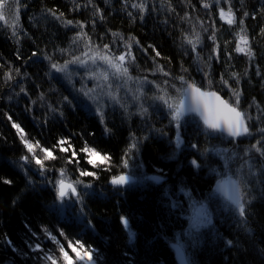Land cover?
<instances>
[{
  "label": "trees",
  "instance_id": "1",
  "mask_svg": "<svg viewBox=\"0 0 264 264\" xmlns=\"http://www.w3.org/2000/svg\"><path fill=\"white\" fill-rule=\"evenodd\" d=\"M85 2L86 0H76V3L81 5ZM128 2L130 5L139 0H128ZM145 2L150 5L154 2L157 12L152 13L150 10L145 13V20L141 22L137 10L131 7L122 10L123 0H110L108 5L104 3V0H93L105 17L104 22L98 20L96 33H104V42L111 41L110 33L107 31L111 29L123 33L125 38L138 39L144 47L154 45L161 52L157 62L164 65L165 71L171 72L173 76L180 75V65L183 62V66L188 68L191 74L186 78L194 77L199 82L200 76L193 70V54L189 53L185 56L183 51L187 50L188 46L181 48L182 32L187 31L189 26L187 22H181L179 17L183 16L185 11L189 12L193 23L197 24L196 30L201 31L197 18L203 20L207 26L210 23L209 15L203 10L198 0H191V3L195 5L194 8L183 5L182 0H145ZM162 2L165 4L163 9L160 8ZM169 3L175 12L166 11ZM21 4H26L27 7H21L19 12L17 36L12 35L10 26L0 21V264H34V253L28 245L42 241V248L49 249L44 244L48 242L43 235L45 227L51 230L53 235H57V232L62 229L64 235H57L61 240L66 239V242H68L67 239L80 240L86 246L98 249L103 259L96 260V264H123L124 253L128 252L129 256L133 254L129 252V249H133L137 258L147 261L148 264H180L176 259L172 241L188 223L190 207L188 199L179 191L182 186L191 191L197 201L211 195L209 211L212 212V221L215 225V228L209 225L199 229L197 243L188 249L189 264H260L257 249H264V243L258 242L261 234H264V202L259 199L258 194L253 193L257 198L252 200L250 211L255 215L250 216L246 211L245 217L239 218L234 208L222 196L214 193V185L219 177L215 173H210L208 167L198 171L188 163L195 159L201 165L207 163L211 167L219 168V164L216 163L219 157L208 155L205 160L196 155L193 150H181L174 158H170L174 147L170 146L166 139H160L153 134V138L138 145L139 152H133L136 159L129 160V168L125 169L122 159L131 142L130 132H134L137 137L146 133L140 127L141 118L136 114L137 108L134 101L131 96H125L123 89L119 95L121 102L127 105V114L117 104L114 113L106 111L103 121L98 113L79 108L64 107L62 108L64 115L60 117L54 115L47 107H40L39 93L45 94V104L52 103L59 107L61 95L68 96L69 91L67 86L59 81L49 82L45 78L44 73L48 71L47 61L33 63L32 60L37 58L33 57L29 60V57L32 52H37L38 57L41 53L52 55L57 45L67 48L69 38L75 34L74 31L69 30L71 26L65 28L46 10L52 9L57 14L63 13L65 20L87 22L91 19L92 9L89 7L86 10L81 7L78 11H73V0H21ZM232 5L234 10L240 8L238 0H232ZM259 7L260 0H245V8L250 13L258 10ZM127 12H131L136 17L134 22L128 18ZM239 15L240 12L237 11V16ZM211 16L215 19V26L219 30L217 35L221 44V62H213L211 89L219 91L226 99L233 102L226 89L216 86L220 72H225V78H228L225 67L222 65L225 62L224 41H231L227 47V51L232 52L230 63L233 67L230 70L241 74L240 107L241 110L249 111L255 117L257 115L255 106L251 109L248 107L253 103V98L261 108H264V80L261 79V76H264V38L256 35L259 27L264 26V17L257 16L255 20L249 17L245 20L248 34L253 38V50L257 53L256 58L249 64L244 54L234 52L235 27L230 29L221 21L218 9L215 7L211 10ZM8 19L11 23V16ZM165 20L168 22L167 30L162 23ZM85 31L94 41L96 40L90 24ZM205 43L207 44L208 41L205 40ZM132 51L137 57L139 71L130 68L131 74L133 76L148 75L150 80L156 79L160 82L161 77L151 74L150 69L153 68L151 60L145 57L135 44ZM208 51L210 49L206 48L205 52ZM152 55L154 52L149 48L148 56ZM55 59L61 58L57 54ZM257 65H259L261 76L255 74ZM9 68L13 69L14 76V69L19 68L21 75L15 76V80L5 84L4 74ZM245 70L248 72L247 77L243 75ZM25 72L29 74L30 79L24 77ZM249 77L251 83H249ZM229 83L236 87L231 80ZM20 85L27 89V97L24 93H21L19 98L14 96L13 89L19 92ZM37 85L39 87H36ZM53 86L59 89V92L50 93L49 88ZM80 86L79 82L75 84L76 88ZM92 86V83L88 84V87ZM131 87L135 90V84ZM145 92L152 94L147 86ZM9 95H13L12 101L7 99ZM32 100H37V104L33 105ZM25 106L28 107L27 111ZM8 116L12 117L11 121L8 120ZM196 120L202 129L203 123L198 117ZM13 122L20 124L24 132L20 133L13 128ZM153 122L156 128H163L169 136H173L171 129L165 127L168 125L167 119L154 115ZM261 126L264 124L256 125V127ZM250 127H252L251 122ZM106 129L111 131L107 132ZM22 135L33 144L39 141L35 152L41 159L45 156L43 148L52 151L54 159L44 162L49 179L59 178L61 168L65 169L66 178L71 180L79 177L80 170L97 172L99 179L81 178L84 183L93 184L97 192L103 190L106 197L95 199L84 197L87 204L85 211L88 213L91 224L95 226L94 231L85 230L71 211L65 212L67 217L65 221L56 212L50 210L49 206L53 203L55 192L51 185L40 186L41 176L31 170L38 167L34 161L27 171L35 182V188L28 187L25 173L20 168V158L24 155L31 157V154L27 152L21 141ZM189 138L201 150L211 148L213 144L226 148L233 147V144L221 142L219 139L206 142L203 135L197 134L196 123H193L189 129V137H185L186 140ZM60 140H65V143L60 145ZM254 143V139H245L240 146L243 148ZM61 147L68 148L69 151L67 153L61 151ZM84 147L95 148L100 155L89 157L87 153L80 151ZM73 150L77 152L75 160L79 163L68 162ZM106 155L110 157V160H104L102 163ZM89 159H95L96 164H88ZM136 165H142V167H136ZM220 170L223 171L222 168ZM121 173L133 174L136 177L135 182L125 187L111 186L109 184L111 177ZM154 175H160L162 180L151 179ZM117 188L120 191H116ZM165 189L169 190L172 200L178 199L183 202L182 210L170 208V200L164 195ZM80 190L78 186V191ZM245 199L248 200L249 197ZM216 206L221 209L219 215L214 211ZM76 207L78 208L79 205L77 204ZM246 209H248L247 204ZM121 217L129 219L130 228L124 227ZM240 219L248 221L247 227L252 229L251 233L238 229L237 221ZM129 231L135 233L134 239H129ZM33 232L36 236L32 235ZM250 236H255L257 240L254 242L249 238ZM237 238L245 251H238L231 245L226 246V240H233L235 243ZM9 241L11 243H8ZM50 249H53L54 253L58 252L53 245ZM95 256L96 253L94 259Z\"/></svg>",
  "mask_w": 264,
  "mask_h": 264
},
{
  "label": "snow or ice",
  "instance_id": "2",
  "mask_svg": "<svg viewBox=\"0 0 264 264\" xmlns=\"http://www.w3.org/2000/svg\"><path fill=\"white\" fill-rule=\"evenodd\" d=\"M198 2L209 15L210 23L207 26H205L203 20L197 18V23L201 29V31H197V24L193 23L191 14L187 11L179 19L181 22H187L189 26L187 31L182 32L181 48L184 49V46L187 45V50H184L183 54L185 56L189 55V53L193 54V70L199 74V82L194 77L186 78L190 77L191 74L189 69L183 66V62L180 65V75L173 76L171 72L165 71L164 65L157 62V58L161 57V52L154 45L144 47L138 39L134 37L125 38L123 33L112 31L111 29L107 30L110 33L111 41L104 42V33H96V26L98 20L104 22L105 17L102 10L93 3V0H86L83 5L73 0V11H78L81 7L86 10L91 7V19L87 22L65 20L63 13L57 14L56 11L47 9L46 11L51 14L53 19L59 21L65 28L71 26L69 30L74 31L75 34L69 38V46L67 48H61L57 45L52 55L41 53L38 57L37 52H32L29 57V60H32L33 57L37 58V60H32L33 63L47 61L46 67L48 71L44 73L45 78L49 82L53 80L59 81L61 84L66 85L69 91L68 96L61 95L59 107L54 106L52 103L45 104V94L43 92L39 93L40 107H47L54 115L60 117L64 115L62 111L64 107L70 109L79 108L98 113L101 121H103L106 111L114 113L117 104L127 114V105L121 102L119 95L121 89H123L125 96H131L134 101L137 108L136 114L141 118L140 127L146 133L137 137L134 132H130L131 142L122 159V165L125 169L129 168V160L136 159L133 152H139L138 145H142L143 141L153 138V134L160 139H166L168 144L174 147L170 158H174L181 150H193L196 155L205 160L208 155L219 157V160L216 161L219 164V168L211 167L207 163L201 165L195 159L190 160L188 163L198 171L208 167L210 173H215L217 177H221L216 180L214 193H223L228 204L234 208L239 218H244L246 211L248 215L254 216L255 214L250 211L251 202L257 196L253 195V193L258 194L259 199L264 202V126L256 127L258 124H264V108H261L253 98V103L249 104L248 107L251 109L255 106L257 115L254 117L249 111L241 110L242 90L239 88L241 74L230 70L233 67L230 63L232 52L227 51L231 41H224L225 52L223 55L225 62L222 65L225 67L228 78H225V72H220L216 86L226 89L230 93V99L233 102L230 103L229 99H224L219 91L209 90L213 87V62H221V44L217 35L219 30L215 26V19L211 16V10L214 7L217 8L219 19L229 26L230 29L235 27L234 52L244 54L249 64H251L257 53L253 50V38L248 34L245 20L249 17L253 20L257 16L264 17V0H260L259 9L251 13L245 8V0H238L240 8L237 10L233 8L232 0H198ZM104 3L108 5L110 0H104ZM182 4L187 7H195L191 0H182ZM222 4L226 7L221 6ZM21 7H27L26 4H21V0H0V21H3L4 25L11 27L13 36H17ZM128 7L137 10V15L141 22L145 20V13L150 10L152 13L157 12L156 4L153 2L150 5L145 0H139V2H133L130 5L128 0H123L122 10H126ZM160 8H165L163 2L160 4ZM166 11L175 12V9L169 3ZM237 11L240 12L239 17L237 16ZM9 16H11V23L8 19ZM127 16L133 22L136 19L131 12H127ZM162 23L165 25V30H167L168 22L165 20ZM89 24L93 35L96 36L95 41L85 31ZM21 31L24 30L21 29ZM25 35H27L26 32ZM256 35L259 38H264V26L259 27ZM205 40L208 41L207 44ZM133 42L138 50L151 60L153 65V68L150 69L151 74L161 77L160 82H157L156 79L150 80L148 75L133 76L131 74L130 68L139 71L137 57L132 51ZM149 48L152 49L154 55L148 56ZM206 48L210 49V51L205 52ZM57 54L60 56V60L55 59ZM168 63L170 64L171 61L169 60ZM14 72L15 76L21 75L19 68L14 69ZM255 74L256 76H261L259 65H257ZM23 75L26 79H30L28 73L25 72ZM243 75L245 77L248 76L247 70H245ZM15 76L13 75V69L9 68L4 74L5 84L15 80ZM261 79L264 80V76H261ZM229 80L236 85L235 88L229 83ZM77 82L81 85L79 88L75 87ZM89 83H92L93 86L88 87ZM249 83H251L250 77ZM132 84H135V90L131 87ZM146 86L152 93L151 95L145 92ZM36 87H39V85ZM49 92L54 94L59 92V89L53 86L49 88ZM21 93H24L25 97L28 95L27 89L23 85H20L19 92H15L13 89L15 97L19 98ZM7 99L12 101L13 95H9ZM31 103L35 105L37 100H32ZM25 110H28L27 106H25ZM154 115L162 116L168 120V125L165 127L171 129L173 136H169L163 128L155 127L153 122ZM197 117L203 123L204 127L202 129L196 120ZM8 120L11 121L12 117L8 116ZM250 122L252 127H250ZM193 123L197 125V134L203 135L206 142L219 139L221 142L226 141L233 144V147L226 148L221 147L219 144H213L211 148L201 150L197 144L191 142V138L185 139V137H189V129ZM12 127L20 133L24 132V129L18 123L13 122ZM253 128H255V131H253ZM106 131L110 132L111 130L106 129ZM245 139H254L255 143L242 148L240 145ZM21 141L27 152L31 154V157L24 155L20 158V168L25 173L28 187L35 188V182L27 171L34 161L38 167L31 170L41 176L42 182L40 186L51 185L55 192L53 203L49 206L50 210L56 212L65 221H67L65 212L71 211L85 230L94 231L95 226L91 224L88 213L85 211L87 204L84 197L87 196L89 199L106 197L103 190L97 192L93 184L84 183L81 178L94 177L99 179L97 172L80 170L79 177L71 180L66 178L65 169L61 168L59 169V178L49 179L48 170L45 168L44 162L45 160L54 159L52 151L48 148H43L42 151L45 156L44 159H41L35 152L39 141L33 144L28 139H25L23 135L21 136ZM64 143L65 140L59 141L60 145ZM61 151L67 153L69 149L61 147ZM80 151L87 153L89 157L100 155L95 148L84 147ZM76 157L77 152L73 150L68 162L79 163L78 160H75ZM104 160H110V157L106 155L101 162L103 163ZM88 164L95 165L96 160L89 159ZM136 167H142V165H136ZM221 168L223 171L220 170ZM160 178L151 177L153 180ZM130 179H135V177H130L127 173H121L113 175L110 183L113 186L127 185ZM6 183L10 184L11 181H6ZM78 186L81 188L80 191H78ZM116 191H120V189L117 188ZM179 191L188 199L189 207L192 209V216L189 218L190 225L186 234L191 239V243L195 245L199 229L209 225L215 228L212 221V212L209 211L211 195L204 200L197 201L192 196V192L187 190L186 187H180ZM164 195L169 198L171 209H183V202L178 199L172 200L168 189L164 190ZM245 197H249V199L246 200ZM77 204L79 205L78 208L76 207ZM246 204L248 209H246ZM214 211L219 215L221 209L216 206ZM121 220L125 228H130L128 218L121 217ZM247 224L248 221L244 219L237 221L238 229L243 230L245 233H251L252 229L248 228ZM32 235L36 236V233L33 232ZM43 235L44 239L55 244L58 252L54 253L53 249L45 250L42 248V241L29 244L28 247L34 253V264H96V260L103 259L98 249L90 246L86 247L80 240H76L75 244L72 241H68V248L74 253V259L73 255H70L69 251L66 250L64 244L57 239V235H64L62 229L57 232V235H53L52 231L45 227L43 228ZM128 236L130 240L134 239L135 233L129 231ZM249 238L254 242L257 240L255 236H250ZM258 242L264 243V234H261ZM8 243L11 242L9 241ZM225 244L226 246L231 245L237 248L238 251H245L238 238L235 243L233 240H226ZM257 251L260 264H264V249H257ZM94 252L96 253L95 259ZM129 252L133 254L129 256L128 252H125L123 264H148L147 261L138 259L133 249H129ZM177 252L180 255L182 264H188V261L184 258L182 246H177Z\"/></svg>",
  "mask_w": 264,
  "mask_h": 264
},
{
  "label": "rangeland",
  "instance_id": "3",
  "mask_svg": "<svg viewBox=\"0 0 264 264\" xmlns=\"http://www.w3.org/2000/svg\"><path fill=\"white\" fill-rule=\"evenodd\" d=\"M220 178L221 177H219L218 179H220ZM188 215H189L188 216V223H187L186 227L184 229H182L180 232H178L175 235V237L173 238V241H172L173 246H174V244H178V245L182 246V248L185 250V252H186L187 255H188V249L191 246H193V244L191 243V239L186 234L187 233V230L189 229V225H190V219L189 218L192 216V209L191 208H189ZM57 239L60 241V243L64 244L66 250L69 251V254L70 255H73V257L75 258L74 253H72L71 252V249L68 248V242H66V239H65V241L59 239L58 237H57ZM67 241H72L73 244H75V241L72 240V239H69V240L67 239ZM44 244L47 245L49 248L53 245L54 248L57 249L56 246H55V244L53 242L49 241V240H48V242L46 241V243H44ZM86 247H88V246H86ZM93 255H95V252L93 253Z\"/></svg>",
  "mask_w": 264,
  "mask_h": 264
},
{
  "label": "water",
  "instance_id": "4",
  "mask_svg": "<svg viewBox=\"0 0 264 264\" xmlns=\"http://www.w3.org/2000/svg\"><path fill=\"white\" fill-rule=\"evenodd\" d=\"M213 91H215V90H213ZM221 95V94H220ZM222 96V95H221ZM223 97V96H222ZM224 99H225V97H224ZM189 115H191V114H189ZM128 174V173H127ZM130 177H132L133 175L132 174H128ZM135 177V176H134ZM156 177H159V176H156ZM161 179V178H160ZM160 179H157V180H159V181H161ZM111 181V180H110ZM135 181V179H130V182H129V184H131V183H133ZM109 184L111 185V183L109 182ZM129 184H127V185H129ZM127 185H120V187H124V186H127ZM111 186H113V185H111ZM215 188H216V183H215ZM222 195H223V193H221ZM224 196V195H223ZM225 197V196H224ZM177 246H180V245H178V244H175L174 245V249H175V251H176V256H177V259H178V261H179V263L180 264H182V261H181V258H180V255L178 254V252H177ZM182 250H183V248H182ZM183 253H184V258L186 259V255H185V252H184V250H183ZM187 260V259H186Z\"/></svg>",
  "mask_w": 264,
  "mask_h": 264
},
{
  "label": "bare ground",
  "instance_id": "5",
  "mask_svg": "<svg viewBox=\"0 0 264 264\" xmlns=\"http://www.w3.org/2000/svg\"><path fill=\"white\" fill-rule=\"evenodd\" d=\"M154 176H159V177H161L160 175H154ZM153 176V177H154ZM160 180H162V177H161V179ZM155 181H159V180H155ZM216 183V182H215ZM115 187H120V186H115ZM214 187H215V185H214ZM214 190H215V188H214ZM220 196H222L223 198H224V200H226V198L221 194V193H218ZM227 201V200H226ZM184 252H185V250H184ZM185 255H186V259L188 260V258H187V254H186V252H185ZM176 259H177V256H176ZM178 260V259H177ZM179 262V261H178Z\"/></svg>",
  "mask_w": 264,
  "mask_h": 264
}]
</instances>
